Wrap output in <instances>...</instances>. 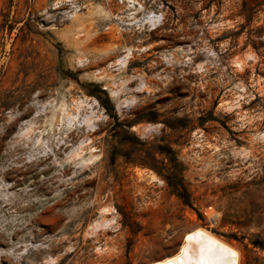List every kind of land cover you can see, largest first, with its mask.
<instances>
[{
  "label": "rangeland",
  "instance_id": "obj_1",
  "mask_svg": "<svg viewBox=\"0 0 264 264\" xmlns=\"http://www.w3.org/2000/svg\"><path fill=\"white\" fill-rule=\"evenodd\" d=\"M137 1L0 0V264H264V0Z\"/></svg>",
  "mask_w": 264,
  "mask_h": 264
},
{
  "label": "bare ground",
  "instance_id": "obj_2",
  "mask_svg": "<svg viewBox=\"0 0 264 264\" xmlns=\"http://www.w3.org/2000/svg\"><path fill=\"white\" fill-rule=\"evenodd\" d=\"M134 9H136V8H134ZM144 12V11H143ZM75 14V13H74ZM142 14V13H141ZM140 16V15H139ZM85 17V16H84ZM127 17V16H126ZM143 17V16H142ZM136 18V17H135ZM152 20H150V19H148L147 20V22H151L150 23V25H152L151 27H150V31L151 30H156V29H158V28H160L161 26H162V24H163V22H161V20H160V22H157L156 20H157V14L156 13H152V18H151ZM82 20H84V19H82ZM139 20V19H138ZM78 21V19L76 18V19H74L73 20V22L72 23H74V22H77ZM159 21V20H158ZM71 23V22H70ZM148 25H149V23H148ZM151 45V44H150ZM144 49V48H143ZM136 50H138V48H136V47H133V46H128V47H125L124 49H122V52H124L123 54H121V55H119V56H117V57H115V59L114 60H112V61H110L109 63L111 64V65H113V66H116V68L115 69H119V68H125V67H127V65H128V62H129V59L130 58H132L133 56H134V51H136ZM139 51V50H138ZM174 58V57H173ZM235 63H236V65H238V67H239V69H242V62H240L239 60H237V61H235ZM244 64V63H243ZM202 67V66H201ZM200 67V65H199V68H201ZM198 69V68H197ZM237 69V68H236ZM205 70V69H204ZM138 76V75H137ZM132 77V76H131ZM143 77V76H142ZM133 78V77H132ZM142 79V78H141ZM129 78H125V79H121L120 81H119V83H120V85H123L124 84V86H125V84H128V82H129ZM142 82V81H141ZM200 85V84H199ZM143 86H148L146 83H143ZM151 89V88H150ZM241 89H243V88H241ZM122 91V90H121ZM120 91V92H121ZM129 92V91H128ZM238 96H240L239 94H238ZM117 97V96H116ZM233 101V100H232ZM85 102V103H84ZM226 102H228V104H229V101L227 100ZM238 102V101H237ZM40 104H43V102L42 101H40ZM97 105V103L95 102V99H90V98H84V100H82V99H77V98H71V105H70V107H69V109H70V111L69 110H66V111H64L65 112V115H64V117H66V118H68L69 120H70V122L69 123H71V124H69V125H72V124H75V122L76 121H79L80 119V116H79V114H82V112L83 111H86L85 109H87V107H90V108H92V111H93V109H94V107ZM86 106V107H85ZM231 106H232V104H231ZM50 107V106H49ZM122 107V106H121ZM42 108H43V106H42ZM60 108V107H59ZM65 109V108H64ZM49 110V109H48ZM62 110V109H61ZM50 111V110H49ZM53 112V111H52ZM57 112V111H56ZM47 113H50V112H47ZM56 114V113H55ZM63 115V114H62ZM84 116H85V113H84ZM44 117V116H43ZM55 117V116H54ZM36 118H38V117H36ZM35 118V119H36ZM47 118V117H46ZM66 118H65V121H66ZM91 116H85V118L83 119L84 120V124L83 125H81V126H88L89 125V123H92L91 122ZM30 120V121H28V123H27V126H26V128H25V130L23 131V138L26 140V141H24V143L25 142H27L28 144H29V142H28V140L30 139H32V138H34L35 137V139L32 141V145L33 144H36V142H38V140H39V138L41 139V137H39L40 135H42L43 133H44V127H45V124L43 123H41V122H38L37 120ZM50 120V119H49ZM52 120V119H51ZM63 120H64V118H63ZM68 120V121H69ZM92 120H93V118H92ZM65 121H62L61 122V124H62V126L63 127H66V123L67 122H65ZM59 121H58V119H57V115H56V117L54 118V120H53V124H57ZM47 123V122H46ZM93 123H94V121H93ZM82 124V123H81ZM68 125V126H69ZM79 125V124H78ZM77 125V126H78ZM50 126V125H49ZM73 126H75V125H73ZM72 126V128L74 129V127ZM48 127V126H47ZM82 127V128H83ZM155 127V126H154ZM157 127V126H156ZM67 128V127H66ZM65 128V129H66ZM69 128V127H68ZM75 128H77V127H75ZM81 128V127H80ZM56 128L54 127V130H55ZM84 129V128H83ZM63 130V129H62ZM68 130V129H67ZM87 130V129H86ZM53 131V130H52ZM71 131V130H70ZM83 131V130H82ZM59 132V131H58ZM84 132V131H83ZM46 133H48V131H47V129H46ZM52 133V132H51ZM54 133V132H53ZM63 133V132H62ZM58 134H60V133H58ZM65 135H66V133H64ZM63 134V135H64ZM47 135V134H46ZM56 136H57V134H55ZM64 135V136H65ZM70 135H72V132H69L68 134H67V137H69ZM50 135L48 134V137H49ZM39 137V138H38ZM43 137V136H42ZM60 137V136H59ZM63 137V136H62ZM61 137V138H62ZM72 137V136H71ZM80 137H81V139H80V141H79V144H78V147L77 148H80V151L82 150V149H84L88 144L84 141L85 139H89V142H91V141H93V139L96 137V130L95 129H93V130H90V129H88L86 132H84L83 134H80ZM44 138H46V137H43V139ZM50 138V137H49ZM57 138H58V136H57ZM84 138V139H83ZM49 140V139H48ZM71 140H73V139H71ZM50 141V140H49ZM83 141H84V143H83ZM202 141V140H201ZM39 142H41V141H39ZM46 142H47V144H48V141H45V144H46ZM52 142V141H51ZM23 143V142H22ZM26 143V144H27ZM50 143V142H49ZM55 143V142H54ZM57 143V142H56ZM59 143V142H58ZM83 143V144H82ZM200 143V142H199ZM27 144V145H28ZM40 144V143H39ZM44 144V145H45ZM26 145V146H27ZM49 145H51V144H49ZM55 145V144H54ZM76 145V144H75ZM74 145V146H75ZM29 146V145H28ZM39 146V145H38ZM31 147V146H30ZM36 147V146H35ZM40 147H41V145H40ZM45 147H47V146H45ZM49 147H51V146H49ZM60 147H61V145H60ZM65 147V146H64ZM92 147V146H91ZM22 144H21V146H20V144L18 143L17 144V150H22ZM88 148H89V146H88ZM43 149V148H42ZM54 149V148H53ZM57 150H58V148H56ZM75 149V148H74ZM214 149L216 150V149H218V147L217 146H214ZM72 151H73V149H71ZM54 151V150H53ZM71 151V152H72ZM70 152V153H71ZM79 152V151H78ZM78 152L76 151V149H75V152H73V153H71V155L74 157V156H76L77 154H78ZM69 153V152H68ZM81 152H79V154H80ZM244 154V153H243ZM45 156V155H44ZM78 157H79V155H77ZM95 155L94 154H90V156L88 157L89 159H91L92 157H94ZM35 158V157H34ZM45 158V157H44ZM80 158V157H79ZM81 159V158H80ZM18 160H21V159H18ZM86 164V163H85ZM70 165V164H69ZM68 165L66 164V167H67ZM68 167H70V166H68ZM42 171H45V169H43ZM5 176H6V174H5V172L2 174V177L3 178H5ZM87 183V182H86ZM10 200V199H9ZM3 206L2 207H4V206H7V205H9L10 203H11V201H8V199H7V201H5V200H3ZM103 219V218H102ZM101 219V220H102ZM110 220V218L109 219H103L102 221H96L95 220V222H93V223H91L90 225H88V228H90V230H91V234L93 233L94 234V237H95V239L97 240L98 238H97V234L95 233V231L98 229V227L100 226V225H103V224H105V222L107 223V221H109ZM111 221V220H110ZM103 227V226H102ZM87 228V229H88ZM89 230V229H88ZM89 233V234H90ZM99 233V232H98ZM92 238V237H91ZM87 239V238H86ZM91 241V240H90ZM192 260V259H191ZM195 260H196V258H195ZM195 260H194V262H195ZM193 261V260H192ZM200 261H199V259H197L196 260V264H200L199 263ZM163 264H185L184 262H183V260H182V258H178V260L177 259H167ZM202 264H204V262L202 263ZM206 264H208V262L206 263Z\"/></svg>",
  "mask_w": 264,
  "mask_h": 264
},
{
  "label": "built area",
  "instance_id": "obj_3",
  "mask_svg": "<svg viewBox=\"0 0 264 264\" xmlns=\"http://www.w3.org/2000/svg\"><path fill=\"white\" fill-rule=\"evenodd\" d=\"M119 4L122 6H125L126 8L132 7L134 8V5H141L140 2L137 0H118ZM55 7H62L63 8V14L65 16H72L79 8V2L78 0H55L54 2ZM136 13V11L134 12ZM152 13L153 11H147L144 15L147 20H152Z\"/></svg>",
  "mask_w": 264,
  "mask_h": 264
}]
</instances>
